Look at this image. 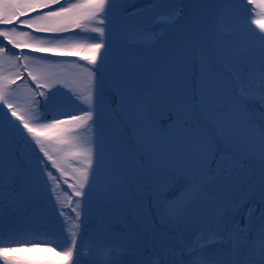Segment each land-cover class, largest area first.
<instances>
[{"label": "snow or ice", "instance_id": "obj_1", "mask_svg": "<svg viewBox=\"0 0 264 264\" xmlns=\"http://www.w3.org/2000/svg\"><path fill=\"white\" fill-rule=\"evenodd\" d=\"M235 16L232 0H0V236L62 233L49 182L78 165L60 261L0 246V264H264V34ZM47 55L86 63V107L67 111Z\"/></svg>", "mask_w": 264, "mask_h": 264}, {"label": "trees", "instance_id": "obj_2", "mask_svg": "<svg viewBox=\"0 0 264 264\" xmlns=\"http://www.w3.org/2000/svg\"><path fill=\"white\" fill-rule=\"evenodd\" d=\"M78 2V0H64L66 5ZM261 0H256V3H249V0H232L233 7L236 13V22L241 28L243 34L247 37H256L260 34H264V28L261 27V23H264V8L260 7ZM261 23H257V22ZM172 22L171 18L166 14H162L157 21V28L161 32L164 31L168 24ZM53 95V94H52ZM55 98L56 96L53 95ZM21 106V111L25 112L27 115L34 116L35 105L30 104L29 101H16ZM67 105V111H79L80 107H86L85 103L80 101H75ZM2 111V110H0ZM54 175L58 176V181L49 183L52 184L54 188L53 199L57 201V207L59 211L65 213L61 217L64 223V228L62 233L59 231L54 232L50 227H48V221L40 220L37 221L32 226L22 227L16 234L10 235L5 231L2 236H0V243L5 239L6 246L9 247H22L25 249H30L32 247H37L39 251L31 252L24 251L20 253H15L14 255H20L29 259H39L41 257H47L52 261L59 262L60 257L55 255V252L47 251L48 248H54L55 251H60L62 248L67 247L68 241L71 240V233L75 231L74 225L75 212L73 211L74 200L67 203L65 206L63 199V193L65 189L64 178L59 176V173L53 169ZM71 195L75 198L73 192L70 190ZM76 200V198H75ZM66 208V209H65ZM191 243L196 244V237H190ZM78 247L82 248L83 260L86 261L89 255L90 241L87 239L81 244L80 240L77 239Z\"/></svg>", "mask_w": 264, "mask_h": 264}, {"label": "rangeland", "instance_id": "obj_3", "mask_svg": "<svg viewBox=\"0 0 264 264\" xmlns=\"http://www.w3.org/2000/svg\"><path fill=\"white\" fill-rule=\"evenodd\" d=\"M94 26H95L94 24H89L88 28L91 29ZM84 35L91 37L94 34L89 31ZM70 42H75V41L73 40ZM80 42H91V41L87 40ZM46 62L52 66L51 71L55 74L54 79L57 80L60 85H67V87L72 90L71 93L64 94V96H62L61 99L64 100L66 104L75 102L74 100L71 99V96L72 93H77L79 94L80 97L79 101L84 103L88 88L87 74L83 72V68L87 67L86 63L80 57L68 58V57H56L52 55L46 56ZM3 72L6 75H10L11 65L5 64L3 67ZM65 91L66 90L62 88L59 93L54 92L53 95L57 96ZM29 95L30 93L26 89L23 88L19 89L15 97V102L29 101L28 100ZM48 151L50 152V154L54 159H58V160L61 159L62 154L56 150V146L54 145L48 146ZM66 167H67V171L65 172L64 176H62L65 179L64 184L66 185L63 193L64 196L63 206H65L67 203L73 200L75 204V198L72 197L70 190L74 194L75 186H78L77 175L72 171V169L78 167V165L72 164ZM63 214L65 216V213ZM4 241L5 239L1 241L0 246L7 245L5 244Z\"/></svg>", "mask_w": 264, "mask_h": 264}]
</instances>
